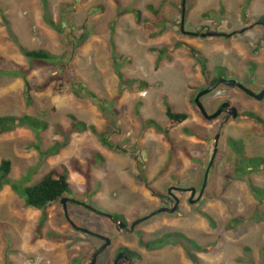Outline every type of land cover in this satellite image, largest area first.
I'll return each mask as SVG.
<instances>
[{
    "label": "rangeland",
    "instance_id": "374dc122",
    "mask_svg": "<svg viewBox=\"0 0 264 264\" xmlns=\"http://www.w3.org/2000/svg\"><path fill=\"white\" fill-rule=\"evenodd\" d=\"M47 1L60 33L45 22L41 0H0V68H29L27 81L43 84L60 75V69L30 65L18 47L45 50L65 58L69 69L64 72L75 87L65 84L56 92L51 82L42 92L30 93L29 106L21 78L0 79V116L30 115L48 123L39 134L27 128L0 134V161L11 160L9 180L17 185V192L11 186L0 192V264H88L100 244L69 225L60 203L44 211L42 237L35 239L42 212L25 206L19 187L34 185L51 170L66 171L72 187L67 198L121 216L130 225L162 206L157 196L169 185L200 189L218 133L206 197L194 205L186 201L179 214L155 216L131 235L116 232L108 218L71 203L66 204L68 216L80 228L105 234L114 245L139 254L135 264H264V201L259 202L245 182L235 180L236 155L228 144L229 138L242 141L249 156L264 158V132L247 120L206 121L193 102L197 91L219 76L220 67L226 69L222 79L235 80L256 93L264 89V26L258 24L264 17V0H186L185 31L232 34L227 38L184 35L182 0ZM148 5L159 11L164 25H144V20L154 19ZM243 6L246 18L241 15ZM131 11L141 12L140 22ZM173 44L180 47L158 60V50ZM190 49L206 59L205 74ZM117 69L124 79L151 87L138 91V84L122 85ZM80 88L95 99L80 98L76 94ZM223 101L264 118V100L248 98L237 89L219 86L201 99L209 114ZM167 106L186 113L188 119L165 136L144 121L165 127ZM68 115L93 125L113 148H105L90 132H72ZM186 129L195 135L185 133ZM65 141L67 146L58 155L43 156ZM74 162L84 174L75 170ZM250 178L264 188V172ZM202 214L210 215L216 227L211 228ZM232 220L239 222L229 228ZM170 232L213 247L201 253L177 240L157 249L140 244ZM112 251L100 258L102 264Z\"/></svg>",
    "mask_w": 264,
    "mask_h": 264
},
{
    "label": "trees",
    "instance_id": "16d2710c",
    "mask_svg": "<svg viewBox=\"0 0 264 264\" xmlns=\"http://www.w3.org/2000/svg\"><path fill=\"white\" fill-rule=\"evenodd\" d=\"M43 3V9L45 13V22L47 25L55 30L56 32L60 33L62 32L61 26L54 23L51 14L48 8V1L47 0H41ZM164 2H167L168 0H163ZM250 1V0H249ZM147 9L151 11V13L154 16V19L152 21L150 20H144L143 23L147 27H157L165 24V19L161 16H159V11L154 9L152 5H148ZM246 6H243L241 8V15L243 18H246L245 13ZM135 14V18L138 22L141 21V12L140 11H131ZM180 12L182 14V2L180 7ZM259 21L261 23H264V17H260ZM180 47L179 44H173L171 46H165L162 49L158 50V60H161V58L168 54L172 53L175 50H177ZM19 52L20 54L27 60V62L30 65L35 64H43V65H53L57 66L58 69H60L61 74L53 75L49 78V81L43 83V84H30L27 81V77L30 74V69L23 67V66H15L14 68H0V79L4 77H13V78H21L24 81V88H25V102L26 105H32L33 100L30 93L32 92H42L44 88L51 82H54V91L60 92L65 84H68L70 88H75L74 81L67 79V76L65 74V70L68 71V66L66 65V60L63 56H56L53 54H50L49 52L45 50H29L25 48L22 45H19ZM193 53V56H195L198 60L201 62V71L203 74L206 72V59L200 56V53L195 51L194 49H190ZM198 56V57H197ZM119 68V66H118ZM219 69V76L213 77L208 85L215 83L219 79H221L224 76V72L226 69L224 68H218ZM116 74L119 78V81L122 85H129L134 86L135 84H138V86L135 88L136 90H144L149 89L151 86L144 82V81H136V80H130V79H124L123 75L119 72V69L116 70ZM207 85V86H208ZM206 86V87H207ZM205 87V88H206ZM203 88L199 89L196 94H198L200 91H202ZM79 93L78 96L81 97H88L91 99H95V95L93 93H90L89 91L84 90L83 88H80L78 90ZM84 92V93H83ZM195 94V96H196ZM194 96V97H195ZM193 97V101H194ZM139 116V114H138ZM69 124L71 131L74 133H85L90 132L93 135H95L101 144L108 149L113 148L112 144L107 140L105 134H99L97 129L93 125H88L84 121L79 120L74 115H68ZM240 117L244 120H249L252 122L256 127H259L264 132V118L258 115L255 112L252 111H245L243 112ZM166 118L167 123L165 127H161L156 121L154 120H146L144 121L145 124L149 127H152L157 132H159L162 135L167 136L173 129L179 127L181 124H183L187 119L188 115L186 113H179L173 111V109L170 106H167L166 108ZM18 128H27L31 130L35 134H39L48 128V123L44 118H38L30 115H4L0 116V134H7L15 131ZM185 133L190 135H195L193 131L187 130ZM68 141V140H67ZM65 141L63 143H56L50 148H48L46 151H44L43 156L51 157L56 156L60 153V151L64 148H66L68 142ZM229 147L232 149L234 154L236 155L235 160V180L243 181L247 184L250 192L253 194V196L259 201H264V188L259 187L255 185L250 176L252 174L258 173V172H264V158L262 157H251L247 154L245 150V145L242 142L235 141L232 138L228 139ZM100 157V156H99ZM73 166L75 170L79 174H84L83 171H81L78 167V163L74 162ZM12 172V162L9 159H2L0 161V192L3 190L5 186H11L16 192H17V185H14L9 180V176ZM86 178L89 179L88 175H86ZM146 186H148V182L145 178L142 179ZM19 193L22 194L24 197V204L26 207L31 208L33 210H38L42 212V216L39 220V223L35 229L36 237L35 239H41L42 232L41 228L46 220V215L44 214V211L57 203L61 202V199L64 196L71 195L72 194V187L69 183L67 172H61L57 170H51L44 174L37 182H35L32 186H24L22 189L20 187L18 188ZM202 216L208 221L209 226L211 228L216 227L215 220L208 214H202ZM113 218L115 219H121L123 221L124 218L121 216L113 215ZM264 220V218L262 219ZM239 221L232 220L231 225H229V228H233L236 224H238ZM50 238H53V236L49 235ZM169 240H177L180 242H183L187 246H189L192 250L201 252V253H208L213 245H199L196 241L193 239L185 236L184 234L178 233V232H170L162 235L160 238H157L153 241H149L147 243H144L143 240H140V244L142 246H147L150 248H162ZM133 258H139L140 256L135 252H130L129 254Z\"/></svg>",
    "mask_w": 264,
    "mask_h": 264
},
{
    "label": "water",
    "instance_id": "95a60500",
    "mask_svg": "<svg viewBox=\"0 0 264 264\" xmlns=\"http://www.w3.org/2000/svg\"><path fill=\"white\" fill-rule=\"evenodd\" d=\"M185 4H186V0H182V14H181V20H180V31L184 35H186V36H192V37H200V38H209V37H222V38H227V37H231L232 36V34H226V33H214V32L199 33V32H188V31H185V29H184V24H185ZM258 24L259 25H264V23H261V22H259ZM244 30H241L239 33H243ZM221 85L226 86V87H229V88H237L239 90H242L248 96H251L252 98H254L257 101H262L264 99V89L260 93L256 94V93H254L251 90L247 89L246 87H244L242 84H240L239 82H237L235 80H228V79H222L221 78L218 81H216L215 83L208 85L204 90L200 91L196 95V97L194 99L195 106L197 107V109L199 110V112L203 116V118L205 120H207V121H212V120L218 118L222 114L223 111H226V116H225V119L226 120H229V119H237L238 116H239V112H238L237 108L231 106L229 102H223L220 105V107L217 109V111L215 113H213V114H208L206 112L203 104L201 103V98L203 96H205V95L213 92L215 89H217ZM218 139H219V133L215 136V140H214L215 141V148H214V151H213L212 158H211L210 162L208 163V165L206 167V170H205V173H204L203 184H202L201 190H200L199 195H198V198L199 199H201L203 197V194L205 192V189H206V186H207V183H208L210 169H211V166L213 164V160H214V158L216 156V153H217V141H218ZM189 190L191 192H193V194L195 193V189L194 188L193 189H189ZM66 202H67V199H62L61 200V204L63 205V210H64L65 217L69 221V224L72 226V228L75 229V230H77V231H80L81 233H84V234L98 236V235L92 233L89 230H86L84 228L78 227L77 225H75L70 220V218L68 216L67 208H66ZM194 202L195 201H193V200L190 201L191 204L194 203ZM76 203L78 205H81L82 207L88 209V210H91L92 212H94L97 215L104 216V217L112 220V222L117 223L120 226V228H124L125 227V225L122 222H117L116 219H114L112 217V215L98 212V211L94 210L93 208L87 206L84 203H80V202H76ZM176 210H177V205L173 206L172 208H167V207L160 208L157 211H155V212H153V213L145 216L144 218H141V219L137 220L132 225V227H134L135 225L140 224L142 222H145L146 220H148V219H150L153 216H156L158 214H162V213H165V212H168L169 214H173V213L176 212ZM102 238L104 239L105 243H104L103 246H101L98 250L95 251V253L93 254V257H92L91 264H95L96 263L97 257L110 244L109 238H107V237L106 238L105 237H102ZM122 256H125V254L119 255L116 258L114 264H117L118 261H119V259H121Z\"/></svg>",
    "mask_w": 264,
    "mask_h": 264
},
{
    "label": "flooded vegetation",
    "instance_id": "af4514ba",
    "mask_svg": "<svg viewBox=\"0 0 264 264\" xmlns=\"http://www.w3.org/2000/svg\"><path fill=\"white\" fill-rule=\"evenodd\" d=\"M264 26V25H263ZM209 83V82H208ZM221 86H223V85H221ZM205 88H203V90H204ZM232 89H237V88H232ZM248 89V88H247ZM237 90H239V89H237ZM250 90V89H249ZM262 90V89H261ZM261 90H260V92H261ZM242 94H244L246 97H248V98H252L251 96H248L244 91H242V90H239ZM252 91V90H251ZM252 92H254V91H252ZM259 92V93H260ZM254 93H256V92H254ZM256 94H258V93H256ZM197 95V94H196ZM196 97V96H195ZM195 97H194V99H195ZM204 97V96H203ZM202 97V98H203ZM201 98V99H202ZM254 99V98H253ZM264 100V99H263ZM194 102V101H193ZM223 102H229V101H223ZM223 102H221L219 105H218V107L216 108V110L215 111H213L211 114H213V113H215L216 111H217V109L220 107V105L223 103ZM202 103V102H201ZM230 103V105L231 106H233V107H235V108H237V110H238V112H239V116H238V118L237 119H240V120H244V119H242L241 117H240V115L243 113V112H241L240 111V109H239V107L238 106H236V105H234V104H232L231 102H229ZM204 106V105H203ZM196 107V106H195ZM197 108V107H196ZM205 108V107H204ZM206 110V109H205ZM206 112H207V110H206ZM208 113V112H207ZM209 114V113H208ZM225 116H226V111H223L222 112V114L218 117V118H220V117H222L224 120H223V122H227V121H229V120H231V119H229V120H226L225 119ZM203 117V116H202ZM218 118H216V119H218ZM216 119H214V120H216ZM214 120H212V121H214ZM234 120V119H233ZM207 121V120H206ZM247 121H249V120H247ZM250 122V121H249ZM239 142H242V141H239ZM243 143V142H242ZM244 145H245V143H243ZM245 150H246V146H245ZM247 152V151H246ZM251 157H257V156H251ZM202 184H203V181H202ZM202 184H201V186H200V189H197V188H194V187H183V186H180L179 184H172V185H169L167 188H166V192L165 193H163V195H160L159 194V196H157L158 198H160V200L162 201V206L160 207V208H164V207H167V208H172L173 206H175V205H177V210H176V212L175 213H173V214H179L180 212H181V210H180V208H181V206H182V204L183 203H185L186 201L189 203V204H191L190 203V201L191 200H193V201H195L194 203H192L193 205L194 204H197L200 200H203L205 197H206V194H205V192H204V194H203V197L201 198V199H199L198 198V195H199V192H200V190H201V187H202ZM195 189V193L193 194V192H191L189 189ZM62 199H67V202H66V204L67 203H71V204H73L74 206H77V207H80V208H84V207H82L81 205H78L76 202H78L77 200H75V199H72V198H67V196H64ZM61 199V200H62ZM80 202V201H79ZM80 203H83V202H80ZM60 204H61V202H60ZM191 204V205H192ZM160 208H158V209H160ZM86 209V208H85ZM157 209V210H158ZM87 211H89V212H91V213H93V214H95L94 212H92L91 210H88V209H86ZM157 210H155V211H157ZM155 211H152V212H155ZM150 214V213H149ZM148 214V215H149ZM162 214H169L168 212H165V213H162ZM95 215H97V214H95ZM158 215H161V214H158ZM158 215H156V216H158ZM99 216V215H98ZM118 216V215H117ZM112 217H113V215H112ZM153 217H155V216H153ZM152 217V218H153ZM65 219H66V217H65ZM115 219V218H114ZM151 219V218H150ZM71 220V219H70ZM110 220V219H109ZM149 220V219H148ZM66 221L69 223V221L66 219ZM72 221V220H71ZM111 221V223H112V225H113V227H114V230L116 231V232H121V231H125V232H127L128 234H137V230H136V228H137V226H139L140 224H142V223H144V222H142V223H140V224H137V225H135L134 227H132V225L136 222H132V223H130V225H128V223L126 222V221H123V220H121V219H116V221L117 222H122L124 225H125V227L124 228H120V226L117 224V223H114V222H112V220H110ZM147 221V220H146ZM73 222V221H72ZM70 225V224H69ZM71 226V225H70ZM72 227V226H71ZM79 227V226H78ZM80 232V231H79ZM92 233H94V234H96V235H98V236H95V235H88V234H86L89 238H93V239H95V240H97V241H99V245L93 250V252L90 254V256H89V259H88V264H91V261H92V257H93V254L95 253V251L96 250H98L101 246H103L104 245V243H105V241H104V239L102 238V237H107V238H109V240H110V244L107 246V248L97 257V260H96V263L95 264H102L101 262H100V258L101 257H103V255L104 254H106L111 248L113 249V251H112V253H110V256L108 257V258H106L105 260H104V262H103V264H114L115 263V260H116V258L119 256V255H123V254H125V256H122L121 257V259H119V261H118V263L117 264H135V261H136V258H133V257H131L129 254H130V252H134L133 250H130V249H127V248H123V247H119V246H116V245H114V240H113V238H110L109 236H107V235H105V234H97V233H95V232H92ZM144 243H146V242H144ZM91 246V248H92V245H90ZM146 249L147 248H150V247H147V246H144ZM136 253V252H135ZM139 255V254H138ZM131 260V261H130Z\"/></svg>",
    "mask_w": 264,
    "mask_h": 264
},
{
    "label": "bare ground",
    "instance_id": "6f19581e",
    "mask_svg": "<svg viewBox=\"0 0 264 264\" xmlns=\"http://www.w3.org/2000/svg\"><path fill=\"white\" fill-rule=\"evenodd\" d=\"M79 202V201H78Z\"/></svg>",
    "mask_w": 264,
    "mask_h": 264
}]
</instances>
